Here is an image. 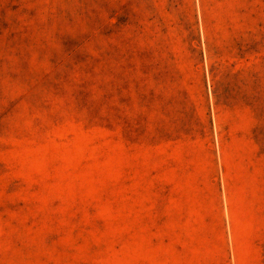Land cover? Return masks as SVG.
I'll return each instance as SVG.
<instances>
[{
    "label": "rangeland",
    "instance_id": "374dc122",
    "mask_svg": "<svg viewBox=\"0 0 264 264\" xmlns=\"http://www.w3.org/2000/svg\"><path fill=\"white\" fill-rule=\"evenodd\" d=\"M0 264H264V0H0Z\"/></svg>",
    "mask_w": 264,
    "mask_h": 264
}]
</instances>
